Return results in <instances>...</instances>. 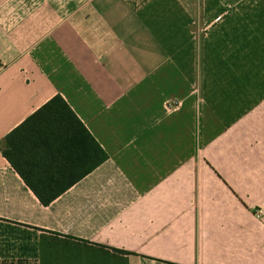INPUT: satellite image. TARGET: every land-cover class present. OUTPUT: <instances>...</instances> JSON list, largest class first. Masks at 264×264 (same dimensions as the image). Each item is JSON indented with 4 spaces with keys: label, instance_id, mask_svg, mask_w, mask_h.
<instances>
[{
    "label": "crops",
    "instance_id": "1",
    "mask_svg": "<svg viewBox=\"0 0 264 264\" xmlns=\"http://www.w3.org/2000/svg\"><path fill=\"white\" fill-rule=\"evenodd\" d=\"M261 208L264 0H0V264H264Z\"/></svg>",
    "mask_w": 264,
    "mask_h": 264
},
{
    "label": "trees",
    "instance_id": "2",
    "mask_svg": "<svg viewBox=\"0 0 264 264\" xmlns=\"http://www.w3.org/2000/svg\"><path fill=\"white\" fill-rule=\"evenodd\" d=\"M68 108L66 102L63 100L62 97L57 96L55 97L51 102H49L39 113H46V112H50L52 110H57L58 108ZM106 157H103L100 159L99 163H102L103 161H105ZM41 200V202L44 205H49L51 203V201H53V199H46V198H39Z\"/></svg>",
    "mask_w": 264,
    "mask_h": 264
},
{
    "label": "built area",
    "instance_id": "3",
    "mask_svg": "<svg viewBox=\"0 0 264 264\" xmlns=\"http://www.w3.org/2000/svg\"><path fill=\"white\" fill-rule=\"evenodd\" d=\"M256 213L259 218L264 219V208L259 209Z\"/></svg>",
    "mask_w": 264,
    "mask_h": 264
}]
</instances>
